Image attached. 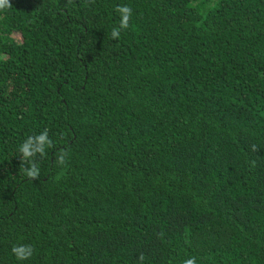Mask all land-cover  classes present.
<instances>
[{"label": "trees", "instance_id": "obj_1", "mask_svg": "<svg viewBox=\"0 0 264 264\" xmlns=\"http://www.w3.org/2000/svg\"><path fill=\"white\" fill-rule=\"evenodd\" d=\"M193 258L264 264V0H7L0 264Z\"/></svg>", "mask_w": 264, "mask_h": 264}, {"label": "clouds", "instance_id": "obj_2", "mask_svg": "<svg viewBox=\"0 0 264 264\" xmlns=\"http://www.w3.org/2000/svg\"><path fill=\"white\" fill-rule=\"evenodd\" d=\"M6 4H7V0H0V8L5 7ZM120 10L126 14V15L124 16V20H123V22H122V24H121V27H122V28H127V27H128V25H127V19H128V15L130 14L131 10H130V8H128L127 6H124V7H123L122 9H120ZM112 36H113V38H117V37H118V31L114 29L113 32H112ZM40 139L43 140L44 137L42 136V137H40ZM22 151L24 152V154H25L26 156L29 155V152H28V150H27L26 147L23 148ZM28 175H30V176H35V172H34V171H30V172L28 173ZM16 251H17V249H16V248H13V252L15 253ZM30 251H31V250L29 249V253H28L29 255H30ZM23 258H27V257L25 256V257H23ZM185 264H194V258H193V259H190V260H188V261H186Z\"/></svg>", "mask_w": 264, "mask_h": 264}]
</instances>
